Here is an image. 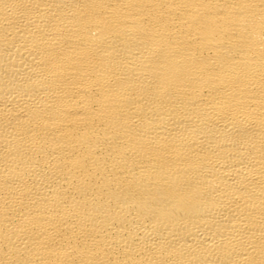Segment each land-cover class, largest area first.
Returning <instances> with one entry per match:
<instances>
[{"label": "bare ground", "instance_id": "obj_1", "mask_svg": "<svg viewBox=\"0 0 264 264\" xmlns=\"http://www.w3.org/2000/svg\"><path fill=\"white\" fill-rule=\"evenodd\" d=\"M0 264H264V0H0Z\"/></svg>", "mask_w": 264, "mask_h": 264}]
</instances>
